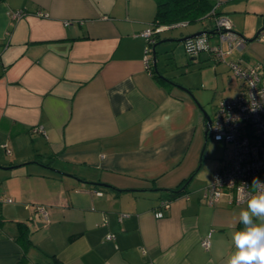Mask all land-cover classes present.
Segmentation results:
<instances>
[{"label": "crops", "instance_id": "obj_1", "mask_svg": "<svg viewBox=\"0 0 264 264\" xmlns=\"http://www.w3.org/2000/svg\"><path fill=\"white\" fill-rule=\"evenodd\" d=\"M210 1L242 45L224 44L226 60L191 55L196 67L208 63L192 73L204 83L211 72L207 90L194 91L191 74L159 71L213 118L211 93L228 82L234 90L221 98L240 90L228 61L264 65V0ZM18 9L26 15L12 19ZM155 13V0H0V165H15L0 168V196L10 199L0 201V264H226L246 205L202 197L225 144L218 152L205 135L189 94L154 76L153 50L145 65L141 32ZM209 21L178 37L162 29L155 43L210 30ZM207 35L217 43L218 30ZM31 162L40 165L13 171Z\"/></svg>", "mask_w": 264, "mask_h": 264}, {"label": "built area", "instance_id": "obj_2", "mask_svg": "<svg viewBox=\"0 0 264 264\" xmlns=\"http://www.w3.org/2000/svg\"><path fill=\"white\" fill-rule=\"evenodd\" d=\"M211 18L218 27V41L212 44L207 34H202L185 42L186 51L197 56L201 51L210 53L215 60H226L229 47L234 43L242 45V39L231 30V21L225 15L216 12V5L209 11ZM26 15L24 9L11 12L12 19ZM37 16L48 17V12L37 11ZM186 22H182L184 24ZM68 24V21L65 22ZM180 24V23H179ZM168 26L150 25L141 35L145 38L144 63L151 69V53L155 43V33ZM204 45H199L200 38ZM6 44L3 45L5 47ZM2 47V48H3ZM231 49V48H230ZM228 65L232 75L240 82L238 94L221 98L217 103L214 117L208 127L209 136L215 141L225 144L223 165L215 170L209 183L202 191L203 199L210 205L225 199L234 205H246V198L253 191L251 184L254 177L264 182V65L261 63L243 64L239 60H229ZM33 131H42L35 127ZM2 146L10 153L7 144ZM10 201L0 196V201ZM168 207L169 201L162 200L161 207ZM38 211L47 218L48 211L43 205L37 206ZM155 217H162L160 209L154 212ZM209 232L200 241L203 248L210 246ZM112 235H109L110 237Z\"/></svg>", "mask_w": 264, "mask_h": 264}, {"label": "clouds", "instance_id": "obj_3", "mask_svg": "<svg viewBox=\"0 0 264 264\" xmlns=\"http://www.w3.org/2000/svg\"><path fill=\"white\" fill-rule=\"evenodd\" d=\"M199 45H204L201 37ZM253 189L246 198V207L239 212L242 229L232 234L234 251L226 264H264V182L254 177Z\"/></svg>", "mask_w": 264, "mask_h": 264}, {"label": "rangeland", "instance_id": "obj_4", "mask_svg": "<svg viewBox=\"0 0 264 264\" xmlns=\"http://www.w3.org/2000/svg\"><path fill=\"white\" fill-rule=\"evenodd\" d=\"M209 18H204V19H200V20H196V21H191V22H187L184 24H178L175 25L173 27L168 28L166 31H164L161 36H180V32H187L189 31L194 25H210ZM158 48H162V51H159L158 54V63H157V68L158 70H161L162 72H164L165 74L169 75L172 78H176L177 80H182V77L184 76H189L190 77H194V82L197 83L196 85H194L192 87V89L194 91H203V90H207L209 86H212L211 84H208V82L211 80V77L208 75H211V72L209 70H206L205 73V77H203L204 83L201 79H199L200 77L198 76H194V74L192 75L193 72H195L196 70H198L200 66H203L205 64L208 63H200L197 67L196 65H193V63H191V55L186 51L185 46L183 45V42H179V41H166V42H162L158 45H156ZM176 54V56H175ZM197 63V64H198ZM209 66V65H207ZM207 71H209L207 73ZM197 73V72H195ZM227 74V73H226ZM228 75H226L225 77H227ZM228 78V77H227ZM228 82V80H227ZM222 85V84H221ZM225 90L224 94H219L217 95V97H215V99L213 100V94L214 92L211 93L210 97V105L214 104L216 107L217 102L219 101V99L223 96H228L230 95V89L232 87H230V83L228 82ZM214 89V88H213ZM234 89H231V91H233ZM213 107V106H212ZM212 112L214 113L215 111L212 109ZM220 142V141H219ZM217 147H218V152L221 151V142L218 143L217 142ZM43 161H46L47 159L45 157L42 158ZM31 161H36V160H31ZM38 165L40 164H34V163H29L26 165H22L19 166L18 168H14L13 171L18 170V171H23L26 168L29 167H39ZM1 168V167H0ZM6 179L0 180V192H3V186L5 183ZM6 191V190H5ZM3 193H0V195Z\"/></svg>", "mask_w": 264, "mask_h": 264}, {"label": "trees", "instance_id": "obj_5", "mask_svg": "<svg viewBox=\"0 0 264 264\" xmlns=\"http://www.w3.org/2000/svg\"><path fill=\"white\" fill-rule=\"evenodd\" d=\"M155 2L156 13L152 25L168 27L182 22L187 23L210 18L209 11L214 6L210 0H155ZM216 12L218 11L216 10ZM154 76L160 80L156 73H154ZM0 220L2 221V219ZM25 232H27V229H25Z\"/></svg>", "mask_w": 264, "mask_h": 264}, {"label": "water", "instance_id": "obj_6", "mask_svg": "<svg viewBox=\"0 0 264 264\" xmlns=\"http://www.w3.org/2000/svg\"><path fill=\"white\" fill-rule=\"evenodd\" d=\"M218 30V27L216 25L213 26L212 29L210 30H199V31H196L194 33H191L189 35H186V36H183L179 39H177L179 42H187V40H190V39H193L194 37H197L199 35H202V34H208V33H214L215 31ZM259 33V31H258ZM257 33V34H258ZM170 41H173L174 39H168ZM164 41V40H163ZM162 41H159L157 43H155L154 45V48H153V57H152V67L153 69L155 70V73L163 80L165 81H168L172 84H174L175 86H177L178 88L184 90L187 94H189L193 99L194 101L196 102V104L198 105V107L200 108L201 112L203 113V116L205 118V121H206V129H205V135H207L208 133V127L209 125L211 124V117L208 115L207 111L204 109V107L197 101V99L194 97L193 93L191 92V90L185 86H182L181 84H177L175 82H173L171 79H169L168 77H166L165 75H163L157 68V62H156V50H155V46L160 44ZM33 162H37V161H33ZM38 163V162H37ZM17 166V165H16ZM1 168H11V167H15V165L13 166H2L0 165Z\"/></svg>", "mask_w": 264, "mask_h": 264}]
</instances>
